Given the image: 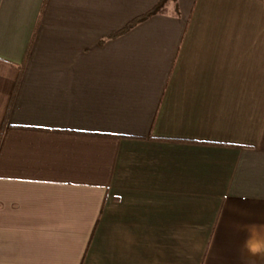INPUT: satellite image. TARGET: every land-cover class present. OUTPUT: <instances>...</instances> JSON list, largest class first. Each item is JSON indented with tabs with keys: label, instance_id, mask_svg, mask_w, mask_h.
Masks as SVG:
<instances>
[{
	"label": "crops",
	"instance_id": "obj_1",
	"mask_svg": "<svg viewBox=\"0 0 264 264\" xmlns=\"http://www.w3.org/2000/svg\"><path fill=\"white\" fill-rule=\"evenodd\" d=\"M159 1L0 0V264H264V0Z\"/></svg>",
	"mask_w": 264,
	"mask_h": 264
},
{
	"label": "trees",
	"instance_id": "obj_2",
	"mask_svg": "<svg viewBox=\"0 0 264 264\" xmlns=\"http://www.w3.org/2000/svg\"><path fill=\"white\" fill-rule=\"evenodd\" d=\"M167 1H169V0H160L159 3L157 4V6H155L153 9H151L149 12H147L144 16H142V17H140V18H137V19L133 20L132 22H130V23L127 25V27H126L125 29H128V28H129L131 25H133L134 23H136V22H138V21H140V20H142V19H144V18H146V17H148V16H150V15H152V14L158 12V11L160 10V8H161V7H162ZM30 44H31V42H30ZM30 44H29V46H30Z\"/></svg>",
	"mask_w": 264,
	"mask_h": 264
}]
</instances>
